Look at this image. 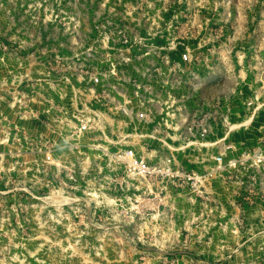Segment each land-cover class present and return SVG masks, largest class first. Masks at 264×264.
Masks as SVG:
<instances>
[{"label": "rangeland", "instance_id": "374dc122", "mask_svg": "<svg viewBox=\"0 0 264 264\" xmlns=\"http://www.w3.org/2000/svg\"><path fill=\"white\" fill-rule=\"evenodd\" d=\"M121 51L165 53L162 109L94 82ZM177 257L264 264V0H0V264Z\"/></svg>", "mask_w": 264, "mask_h": 264}, {"label": "built area", "instance_id": "2783aa9c", "mask_svg": "<svg viewBox=\"0 0 264 264\" xmlns=\"http://www.w3.org/2000/svg\"><path fill=\"white\" fill-rule=\"evenodd\" d=\"M109 39V38H108ZM161 49V48H160ZM145 56L142 60L140 55H131L129 53H125L124 51L118 52L115 55V58H108L109 64L106 66V69L99 68L95 72L92 73V75L95 78V83H98L100 81H104L105 84H109L111 88L115 89L119 95L121 96V99H123V102H121V110L124 111L127 115H132L133 113V107L135 103H139L142 105V108L145 107V104L148 105V108L151 106V104H157L159 108H163L164 106V98H162L163 94L161 92H156V89H160V91H163V88L166 85L165 80V71L163 70V66L161 62H167L164 57L165 53L159 52L156 53H144ZM100 58H103L101 55ZM104 59V58H103ZM182 61L184 62H191L192 60L189 58L187 54L183 55ZM143 62V63H141ZM132 65V69L123 70L124 68H121L122 70H119L120 65ZM143 64V65H141ZM133 71L135 74H133ZM119 80H127L131 82L133 89L132 92H129V90H125L124 88H119L116 83H110V78H115ZM158 80H155L157 79ZM159 83L157 86L156 84ZM165 91V90H164ZM119 103V102H118ZM163 103V105H162ZM125 106H123V105ZM128 105H130L131 108L128 109ZM144 105V106H143ZM156 105V106H157ZM141 117L144 116L143 112L140 111ZM150 114L146 112L145 116ZM147 119V117H146ZM89 121L87 119L81 120V128L80 131L86 130L90 127ZM116 161L118 162H125L127 164L128 170L130 173L136 174L141 177H148L155 174L159 175H179L181 176L180 171H172L169 170L162 165L158 164H151L146 159L140 158L137 156L133 150H125L116 152L112 155ZM185 175V178H187L189 181L193 183V186L195 185L198 187V184L201 182L202 177L196 175V174H182ZM172 264H213L210 262H204V261H195L193 259L187 260L177 257L176 259H173Z\"/></svg>", "mask_w": 264, "mask_h": 264}, {"label": "crops", "instance_id": "0c3cea01", "mask_svg": "<svg viewBox=\"0 0 264 264\" xmlns=\"http://www.w3.org/2000/svg\"><path fill=\"white\" fill-rule=\"evenodd\" d=\"M133 74H135V72L133 71ZM163 96H164V94H163ZM165 97V96H164Z\"/></svg>", "mask_w": 264, "mask_h": 264}]
</instances>
